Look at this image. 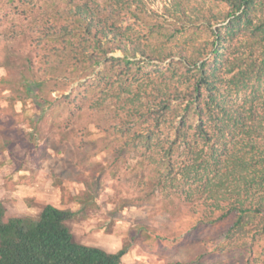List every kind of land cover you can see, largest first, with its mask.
<instances>
[{
	"label": "trees",
	"instance_id": "obj_1",
	"mask_svg": "<svg viewBox=\"0 0 264 264\" xmlns=\"http://www.w3.org/2000/svg\"><path fill=\"white\" fill-rule=\"evenodd\" d=\"M25 2L46 50L48 79L22 77L36 98L52 81L75 82L115 161L133 162L143 202L178 196L198 223L246 234L248 253L262 246L264 0ZM76 214L45 204L5 219L0 202V264H120L127 246L74 240Z\"/></svg>",
	"mask_w": 264,
	"mask_h": 264
},
{
	"label": "rangeland",
	"instance_id": "obj_2",
	"mask_svg": "<svg viewBox=\"0 0 264 264\" xmlns=\"http://www.w3.org/2000/svg\"><path fill=\"white\" fill-rule=\"evenodd\" d=\"M24 2L0 0V202L5 219L35 217L45 204L74 210L76 216L66 222L74 240L108 252L127 246L120 264H264V244H254L248 253L246 234L225 238L230 221L198 223L178 196H150L143 202L147 189L135 179L133 162L115 161L106 147L111 135L96 128L100 118L83 108L75 82L52 81L39 92L44 98H36L35 86H25L23 75H48L45 44H37L36 11Z\"/></svg>",
	"mask_w": 264,
	"mask_h": 264
}]
</instances>
